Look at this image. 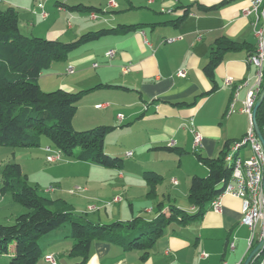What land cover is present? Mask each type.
<instances>
[{
  "label": "crops",
  "instance_id": "0c3cea01",
  "mask_svg": "<svg viewBox=\"0 0 264 264\" xmlns=\"http://www.w3.org/2000/svg\"><path fill=\"white\" fill-rule=\"evenodd\" d=\"M39 4L43 5V10L47 13L46 18L41 15ZM79 4L94 6L82 2L76 5ZM116 4V8L109 7L111 13H135L137 18L136 21L118 20V24L109 28L135 24L144 26L137 31L107 36L86 44L71 53L66 61H60L65 64L63 66L66 72L72 66L74 73L70 75L79 77L61 81L59 88L67 92H79L98 85L119 86L120 88H99L86 94L83 99L87 102V109L104 112L105 117L115 124L112 126L115 130L112 132L120 133V136H123L121 133H124L126 130L123 129L126 128L130 133L139 129L138 133L143 136H140L130 149L121 148L115 153V157L121 158L124 154L129 160L124 162L122 169L88 163L91 165L90 169L98 176L94 180L93 190L87 181L83 185L85 191L79 194L71 193V188L62 190L61 187L47 193L59 192L60 196L55 199L65 200L75 214L88 216L89 213L85 211L90 204L109 200L101 198H106L105 196L111 193L114 194L112 198H117L115 188L121 185L123 196L129 199L127 211L123 212L121 208L108 211V207H105L91 213L97 217L96 220H90L102 224L125 222L135 217L150 220L156 215L159 204H164L166 210L170 204H175L188 212H194L196 208L188 200L191 180L194 176L207 177L209 169L193 152V136L188 127L190 120H193L195 127L204 137L200 155L211 159L221 154L228 141H240L249 128V118L246 114L227 115L235 86L225 85L227 78H233L235 84L248 80V85L240 90L237 102L240 109L248 89L253 85L256 72V68L248 63L249 54L255 50L257 44L254 18L243 14V10L249 6L248 0H123L120 3L116 1ZM55 5L67 28L76 30L72 35L74 39L70 42L88 32L101 30L91 25L73 26L72 20L82 21L84 17L89 16L71 12L66 6L67 0H58ZM186 7H190V14L181 22L175 23L183 16ZM46 8L44 2L38 1V12L32 11V30L40 27L35 25L36 18L44 21L50 18ZM99 8L104 9L102 6ZM106 19L109 21L107 16ZM63 25L58 19L53 22L46 31L47 39L60 40V37L68 36L69 32L65 31ZM224 37L239 43L243 49L225 55L215 70L217 89L207 94L211 91L213 83L206 77L204 67L209 62L215 42ZM168 38L180 39L171 44L164 43ZM100 43L105 45L103 49L99 46ZM111 50L115 51V55L110 59L106 54ZM98 58H101L103 63H100ZM104 63L106 65H103ZM126 68L129 69L128 72H125ZM88 69L96 71L89 79L86 77ZM181 70L186 72L185 77L178 76ZM100 104L104 106L98 109L96 106ZM120 114L124 116L122 121L118 119ZM171 140L176 141L175 147L179 152L162 149L168 147ZM247 148L240 150V155L244 158L250 155V149ZM45 150L52 152L51 155L57 152L48 144ZM128 152H133V155L128 157ZM138 152L140 154L133 162L131 159ZM186 163H189L190 168L183 172ZM164 164H171L173 167H165ZM146 172H154L163 177V180L155 185V195H150ZM166 174L170 176L168 186H164ZM173 180H177L178 184H173ZM66 195L73 196V201L67 199ZM113 200L111 199L112 202ZM122 202L121 199L111 204L119 206ZM242 207V200L224 196L221 211L216 212L209 205L199 220L187 226H169L166 235L156 243L146 260L141 259L140 252H124L108 243L96 242L92 246L88 264H244L250 254L251 231L243 224ZM15 210L27 212L18 206ZM103 210L105 218L102 217ZM42 240L44 254L55 256L58 264V257L62 254L69 256V250L74 244L71 228L68 226ZM258 240L259 236L256 235L255 241ZM232 241L235 242L233 250L230 249Z\"/></svg>",
  "mask_w": 264,
  "mask_h": 264
},
{
  "label": "trees",
  "instance_id": "16d2710c",
  "mask_svg": "<svg viewBox=\"0 0 264 264\" xmlns=\"http://www.w3.org/2000/svg\"><path fill=\"white\" fill-rule=\"evenodd\" d=\"M66 6L71 12L80 15L96 13L106 16L110 13L103 8L84 4ZM199 7L203 8L201 5ZM189 14L190 7H186L183 16L175 23L181 22ZM143 26L118 25L88 32L73 42H62L23 34L18 10L14 7L0 10V146L41 147L44 136L66 158L122 169L123 159L107 155L105 151L106 136L115 127L100 125L87 131H76L73 126L79 103L86 94L99 88L120 87L98 85L79 92L62 89L43 92L39 79L45 71L50 70L54 62L66 61L71 53L82 46L107 36L137 31ZM241 49L242 45L225 37L215 42L209 62L204 67L206 77L213 83L207 94L217 89L215 70L225 55ZM257 122L264 135V101L258 110ZM234 144L228 141L221 154L212 159L203 157L201 152H194L209 169L207 177L194 176L190 183L188 200L196 211L188 212L175 204H170L166 210L164 204H159L156 215L150 220L135 217L111 224L96 223L76 215L65 200L51 199L40 194V190L29 183L19 163L5 165L1 172L0 193L10 194L13 201L24 206L27 212L18 215L12 225L0 222V264H6L2 260L4 256L9 257V264H38L47 256L40 241L68 223L74 239L69 256L78 259L76 264H88L92 246L96 242L108 243L124 252L140 251L141 259L146 260L156 243L166 235L169 226H187L199 220L212 201L223 192L233 174L226 157L231 154ZM76 149H79L78 153ZM162 149L179 152L176 147ZM145 178L150 184V195H155V185L163 177L154 172H146ZM258 243L259 240L254 242L250 252ZM262 258L264 252L252 264H258Z\"/></svg>",
  "mask_w": 264,
  "mask_h": 264
},
{
  "label": "rangeland",
  "instance_id": "374dc122",
  "mask_svg": "<svg viewBox=\"0 0 264 264\" xmlns=\"http://www.w3.org/2000/svg\"><path fill=\"white\" fill-rule=\"evenodd\" d=\"M3 1L0 4V9H5L7 7H14L18 10L20 14V20H21V31L23 34L27 36H34L39 38H45L47 39L48 36L46 34L47 29H49V26L57 21V19L60 22H63V26L66 32H69L68 36H62L60 37L59 41L63 42H70L73 38V33H76V30H70L67 28V24L64 23L59 17V14L57 12V7L55 5L56 1L58 0H0V2ZM38 1L44 2L45 6L47 7L46 10L50 13V18L46 21L42 20L41 18H36L35 25H39L37 29L31 28V24L33 22V10L35 12H38L36 9V5ZM65 1V0H61ZM68 5H76L78 3H85L87 5H94L96 7H104L105 10H109L108 3L111 0H67ZM115 2L118 1L119 3L123 0H114ZM13 5V6H12ZM112 11V10H111ZM34 12V13H35ZM106 16L108 17L109 21H107ZM106 16L100 17L97 21H91V19L88 17H84L82 21H71L73 26H94L98 27V29L103 28H109L113 25L118 24L121 21V19H125V21H136L137 14L130 13L129 15L125 14L124 12H119L116 15L113 13H108ZM114 19L117 21H114ZM128 19V20H126ZM119 20V22H118ZM98 24L99 26H96ZM77 27V26H76ZM107 44V43H106ZM102 49L105 45L103 43H100L99 45ZM101 58H98V61L100 63H103ZM60 64V65H56ZM53 63L52 68L49 71H45L42 76L39 79V84L41 87V90L43 92H51L55 91L59 88V85L61 81H69L79 76L77 75H70L66 72L63 63ZM102 65V64H99ZM103 65H106L104 63ZM63 66V67H62ZM78 71H76V74ZM96 74L95 69H88V72L86 73L87 79H89L91 76ZM81 79V78H78ZM73 80V81H74ZM86 104V105H85ZM77 117L75 122L73 121V126L76 131H87L90 129H93L100 125H106V126H113V122L105 117L104 112L95 111L93 112L90 109H87V102L85 103V99H83L78 106V111L76 113ZM126 130L124 133H121L123 136H120V133L111 132L107 135L105 144L106 148L105 151L107 155L110 156H117L115 153L120 151L119 149L124 148L125 150L130 149L132 144L137 142L140 136H143L142 133H138L139 129H134L133 133H130L127 128L123 129ZM46 144L51 145L50 140L47 137H42V145L41 147H33V148H13V147H7V146H0V182H1V172L2 169L5 167V165L9 163H19L22 166L23 172L28 176L29 183L37 187L40 190V194L55 199L60 196V193L57 192L55 194H48L47 191L51 190V188H55L56 190L61 189H69L72 190L76 187H83L87 181H89L90 188L92 190L94 189V180L98 178L97 174L92 171L91 165L84 162H79L74 160L73 158H66L63 156L62 161L58 162L57 164L49 163L47 161V156L51 155L52 152H47L45 150ZM249 148V147H248ZM247 148V149H248ZM123 150V149H122ZM76 153L79 152V149L75 150ZM192 152V151H191ZM193 153V152H192ZM140 152H138L133 159H131L134 162V159L139 156ZM125 163H127L129 160L125 155L120 156ZM178 158V157H176ZM142 159L144 160V155L142 156ZM185 160V157H184ZM188 159H186L187 162ZM189 163H186V166L184 167L183 172H185V169H189L190 166H188ZM163 166L168 167L173 165L171 164H164ZM91 173V174H90ZM91 175V176H90ZM89 177V179H88ZM166 182L164 183V186H168L169 183V175H165ZM92 182V183H91ZM115 190H117L115 195H118L116 197H120L123 202L121 205H113L111 199L113 200V193L109 194L108 196H105L106 198L101 199H109V200H101L99 201L100 204L96 203V205L100 206V208L108 207V211L110 210H119V208L123 209V212L127 211V200H129L126 196H123V189L121 185L116 186ZM114 189V188H113ZM71 191V190H70ZM68 196V195H66ZM123 196V197H122ZM69 200L74 199L73 196L66 197ZM73 201V200H72ZM111 204V206L109 205ZM91 205V204H90ZM89 205V206H90ZM18 206L21 210L27 209L18 204L15 203L11 197L10 194L1 195L0 193V222L5 225H12L15 223V216L20 215V213L23 212H16L15 208ZM88 206V207H89ZM86 213H89L88 216H84L82 214L76 213L78 216H84L88 219L96 220V214H91L93 212H90L87 208L85 211ZM104 210L102 211V217L105 218ZM124 217V215H123ZM66 226L71 228V225L68 223L65 226L62 227L65 228ZM44 244L43 240L40 241V245ZM134 252H140V251H134ZM2 260L9 264V257L4 256ZM59 264H76L78 261L77 258L69 257L67 254H62L58 257ZM38 264H50L45 261L44 258L40 260ZM58 264V263H57Z\"/></svg>",
  "mask_w": 264,
  "mask_h": 264
},
{
  "label": "built area",
  "instance_id": "2783aa9c",
  "mask_svg": "<svg viewBox=\"0 0 264 264\" xmlns=\"http://www.w3.org/2000/svg\"><path fill=\"white\" fill-rule=\"evenodd\" d=\"M154 0H149L153 2ZM249 6L243 10L244 16H252L253 26L255 30V36L257 39V44L255 51L248 57V63L256 68L254 75L253 85L248 89L245 99L242 101V107L239 109L237 107V102L239 101L240 90L248 85V80L240 84H235L233 78H227L225 80L226 86H235L234 97L229 105L227 115H233L236 113L246 114L249 118V128L245 136L240 140L235 142L232 147L231 154L226 157V162L231 165L233 169V174L231 180L226 185L223 192L217 196L211 203L212 210L219 212L222 208V198L224 196H232L242 200V221L251 231V238L249 240V249L255 242L256 235L259 236V241L264 238V148L257 136L254 123H253V113L255 109L258 97L262 92V85L264 80V0H248ZM109 7H117L114 0H111ZM39 8L42 9L41 15L46 18L47 13L43 10V5L39 4ZM170 12V11H169ZM102 17L96 13L90 14L89 18L91 20H98ZM180 38H168L164 43L171 44L178 41ZM115 51L111 50L106 54L107 58H113ZM97 67V65H95ZM129 69L126 68L125 72ZM69 74L74 73V68L70 66L67 70ZM178 76L185 77V71H179ZM104 104L97 105L98 109L103 108ZM119 120H123L124 116L122 114L118 115ZM190 133L193 136V152H201L203 148V135L195 127L193 120H190L188 124ZM170 147L176 146V141L171 140L169 142ZM244 147H249L250 155L244 158L240 155V150ZM49 150V149H48ZM133 152H128L127 156L131 157ZM63 156L60 152H56L54 155H48L47 161L49 163H58L62 161ZM173 184H178L177 180H173ZM55 190V188H51ZM85 191L83 187H76L70 192L82 193ZM121 201L120 197H117L113 202ZM100 206L96 204H91L88 207L90 212L99 211ZM235 242H230V249H234ZM261 253L257 256L255 260L260 257ZM205 256V255H204ZM45 260L50 264H57L56 258L53 255H47ZM258 264H264V258H262Z\"/></svg>",
  "mask_w": 264,
  "mask_h": 264
},
{
  "label": "water",
  "instance_id": "95a60500",
  "mask_svg": "<svg viewBox=\"0 0 264 264\" xmlns=\"http://www.w3.org/2000/svg\"><path fill=\"white\" fill-rule=\"evenodd\" d=\"M263 101H264V90L261 92L260 96L258 97V100L255 105L254 113H253L254 127L256 130L257 136L260 139V142L264 148V135L262 134L261 129L257 122V113ZM263 182H264V179H263ZM263 252H264V238L261 239L259 243L256 245V247L250 252L244 264H252L253 261L257 258V256Z\"/></svg>",
  "mask_w": 264,
  "mask_h": 264
}]
</instances>
